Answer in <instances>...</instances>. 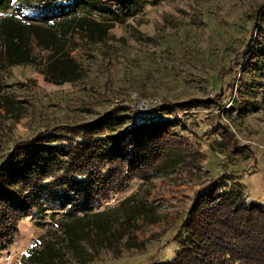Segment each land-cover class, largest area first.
<instances>
[{
  "label": "rangeland",
  "instance_id": "rangeland-1",
  "mask_svg": "<svg viewBox=\"0 0 264 264\" xmlns=\"http://www.w3.org/2000/svg\"><path fill=\"white\" fill-rule=\"evenodd\" d=\"M134 1L116 21L98 0L88 7L114 27L103 42L68 43L76 67L71 81H47L44 64L0 71V166L18 142L43 132L68 135L63 140L72 143L79 128L108 112L124 118L117 130L147 117L175 122L171 134L182 159L133 179L101 204L105 212L126 199L138 206L106 233L107 242L85 247V264L169 262L192 204L222 176L264 204V64L245 66L264 31V0ZM45 59L36 53L38 63ZM55 222L20 220L0 264H26L25 251Z\"/></svg>",
  "mask_w": 264,
  "mask_h": 264
},
{
  "label": "trees",
  "instance_id": "trees-1",
  "mask_svg": "<svg viewBox=\"0 0 264 264\" xmlns=\"http://www.w3.org/2000/svg\"><path fill=\"white\" fill-rule=\"evenodd\" d=\"M94 1L0 0V71L44 64L47 81H71L76 67L68 43L103 42L114 27L90 14ZM98 1L115 21L135 5L134 0ZM36 53L46 55L43 63ZM258 64H264V31L245 66L254 70ZM123 120L108 112L79 128L72 143L64 142L68 135L41 132L10 150L0 166V253L13 242L20 220L49 217L56 220L55 230L28 247L26 264H85V247L107 242L110 229L134 216L138 204L130 199L109 212L99 207L133 179L176 165L181 147L172 139L174 121L147 117L117 130ZM182 232L173 258L163 264H264V204L248 200L239 183L223 176L201 190Z\"/></svg>",
  "mask_w": 264,
  "mask_h": 264
}]
</instances>
